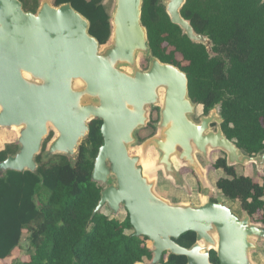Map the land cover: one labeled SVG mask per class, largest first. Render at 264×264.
I'll return each instance as SVG.
<instances>
[{"label":"water","instance_id":"water-1","mask_svg":"<svg viewBox=\"0 0 264 264\" xmlns=\"http://www.w3.org/2000/svg\"><path fill=\"white\" fill-rule=\"evenodd\" d=\"M168 1L171 21L211 52V40L197 34L181 14L186 0ZM142 6L143 0H117L114 19L111 18V24L113 20L116 23L112 24L114 46L102 55L98 40L89 33V22L72 4L56 6L46 0L33 13L24 9L21 0H0V128H21L20 150L0 163V175L9 170L35 172L36 157L50 135V125L59 136L51 141L49 156L71 158L80 140L89 135L90 123L102 120L104 144L97 155L92 180L108 186L95 212L108 206L117 214L124 206L135 235L147 236L153 243L151 264L159 263L166 251L187 256L188 264H212V250L217 252L220 264H252L250 252L256 246L251 238L264 239V228L251 225L249 215L240 219L220 202L184 213L182 208L170 206L154 194L140 158L129 152L136 128L145 123L146 107L160 101L158 90L163 87L166 94L162 120L167 128V145L151 140L162 149L161 164L169 163L166 157H172L176 148L186 149V157L193 161L195 151L206 154L209 146L225 151L231 166L264 163L262 155H245L222 129L216 137L206 134L207 124L213 121L211 116L205 117V126L188 119L194 104L189 97L188 77L178 67L152 56L141 20ZM138 51H149L152 66L132 78L116 64L134 62ZM26 75L37 82H31ZM76 80H83L85 88L75 90ZM90 96L99 98V106L83 104V99ZM218 122L222 124L221 116ZM111 176L116 178L117 186L109 184ZM190 231L197 233L198 241L187 249L175 240Z\"/></svg>","mask_w":264,"mask_h":264},{"label":"trees","instance_id":"trees-1","mask_svg":"<svg viewBox=\"0 0 264 264\" xmlns=\"http://www.w3.org/2000/svg\"><path fill=\"white\" fill-rule=\"evenodd\" d=\"M21 1L33 13L41 3ZM67 3L91 21V33L101 43L109 41L111 15L104 0H55L56 6ZM181 14L197 34L211 40V52L171 21L163 0H143L141 20L152 56L186 73L189 97L203 106L205 116L220 107L221 129L245 155H263L264 0H186ZM102 125L98 119L90 123L76 160L47 155L51 132L36 157L35 172L9 170L0 175V261L12 258L27 231L34 251L23 264H151L150 239L127 233L134 231L129 215L120 221L102 210L95 212L104 190L92 180L104 144ZM19 150L18 144L0 150V163ZM214 167L226 173L217 182L224 198L240 203L250 216L264 214V183L240 175L226 157ZM43 189L49 190L45 202L39 200ZM175 241L190 249L198 235L190 231ZM211 263L220 264L215 250ZM157 264H188V258L166 251Z\"/></svg>","mask_w":264,"mask_h":264},{"label":"rangeland","instance_id":"rangeland-1","mask_svg":"<svg viewBox=\"0 0 264 264\" xmlns=\"http://www.w3.org/2000/svg\"><path fill=\"white\" fill-rule=\"evenodd\" d=\"M45 1L46 0H40L41 3ZM47 1H49V3L52 5L55 4V0ZM163 1L166 7H168L169 1ZM104 5L108 8L111 17L114 19L117 0H104ZM85 18L87 19L90 25V35L96 38L100 44V54L105 55L110 50H112V47L114 46L113 43L115 37H112L111 33L109 41L104 44L101 43L100 40L91 33V21L87 17ZM112 24L114 26V20L112 21ZM170 49L172 50V48ZM177 58L183 63V65H187L181 55L178 54ZM152 60L153 58L149 51H138L135 55L134 62H118L116 64V67L120 71L127 74L129 77L135 78L137 74L143 72L145 73L151 68ZM25 78H27L31 82H37L33 78V76L26 75ZM73 88L77 91L85 88L84 81H74ZM158 94L160 101L157 102L156 105H148L146 107L147 113L145 116V123L139 125V127L136 128L133 134L134 140L131 144H129V152L131 156H138L140 158V165L144 169V175L148 178V181L153 184L154 194L160 197L162 196L161 198L164 197L163 199L166 200L170 206L182 208L180 209V211H182L183 213L187 212L188 210L201 207L215 200L230 207L232 209V212L240 219L244 218V216L245 218L248 217V213L242 210L240 203L233 202L224 198L221 191L218 190V188L214 184V182H216L218 178L226 176L224 170L218 169L221 172L217 173L214 167V164L218 159L225 157L227 158L228 156V154L221 148H210L209 146L206 154L197 150L194 152V154H192L193 161H189L190 159L186 157V149H184L183 147L176 148V151H178L175 152L172 157H166L169 163L167 164V162L165 161V165L161 164L163 158L162 149H158L155 144H151V140L158 139L163 146L165 144L167 145V142H165L167 128L163 124L162 120V110L165 103L166 89L163 87L159 88ZM83 104H93L99 106L100 102L98 97L90 96L89 98L83 99ZM192 106L193 107L191 111L187 114V117L191 122L199 126H205V123H208V120H204L205 117L211 116L213 121L207 124L208 130L206 134H213L214 137H216L217 134L220 135L222 133L220 130L221 124L218 122V119L221 116L220 107L217 106L213 111H211L210 115L205 116L203 114V106L197 103H194ZM20 132L21 128L17 127L0 128V150L6 149L8 145L18 144ZM51 132H53L54 134L53 139L51 140L53 142L56 138H58L59 134L52 125L49 126L48 135ZM46 138L47 137H45V139ZM85 139L86 138L80 140L74 157H71L72 160H76L79 153L80 144H82ZM52 142H49L47 145L46 153L48 155L49 153L51 154L50 147ZM263 158L264 155L260 156V159ZM234 166L236 167L237 172L240 175L250 176L255 180V182L259 184L264 183V163H261V165H258L256 163H247L245 165L235 164ZM206 178H208L206 181L207 186L203 182V180H205ZM109 182V184L117 186V181L115 177L111 176ZM157 183L159 184L158 187ZM99 185L103 189L107 188L108 186L107 184L103 183H99ZM48 196L49 190L43 189L39 200L45 202L48 199ZM101 210L110 218H116L120 221L126 219L128 215V211L125 209L124 206L121 207L117 214H113V211L108 206H105ZM249 220L251 225L264 228L263 212H259L254 216H250ZM127 233L131 234L133 233V230H129L127 231ZM29 237L30 233L25 232L22 242L23 247L21 248L22 255H30V250H32L29 244ZM213 237L216 239L217 236L215 237V235H213ZM251 241H253L254 243L257 242V249L251 250L250 254L252 264H264V239H258L256 237H253L251 238ZM149 242V246L154 249L152 241L149 240ZM213 246V248H215L216 245ZM33 251L34 249L32 250V252ZM28 261H30L29 256H20V253H15L12 258L0 264H23L24 262ZM149 263L150 261L146 264Z\"/></svg>","mask_w":264,"mask_h":264},{"label":"crops","instance_id":"crops-1","mask_svg":"<svg viewBox=\"0 0 264 264\" xmlns=\"http://www.w3.org/2000/svg\"><path fill=\"white\" fill-rule=\"evenodd\" d=\"M112 18V17H111ZM112 25V24H111ZM203 108V107H202ZM19 145V144H18ZM20 146V145H19ZM2 149V148H1ZM215 171L217 172V173H219V172H221L220 170H218V169H215ZM247 176V175H246ZM203 177H205V176H203ZM221 178H223V177H220V178H218V180L219 179H221ZM207 179L208 178H206L205 180H203V182L205 183V185L207 186V184H206V181H207ZM218 180L216 181V182H214V184H215V186L217 187V182H218ZM159 186V184L157 183V187ZM160 197V196H159ZM162 197V196H161ZM160 197V198H161ZM164 198V197H163ZM162 198V199H163ZM166 199V198H165ZM168 200V199H167ZM166 201V200H165ZM217 202H219V201H217ZM207 203V202H206ZM114 214V213H113ZM249 215V214H248ZM244 218H245V216H244ZM244 218H242V219H244ZM125 220V219H124ZM123 220V221H124ZM25 232H27V231H25ZM24 232V233H25ZM133 233H134V231H133ZM132 234V233H131ZM23 238H24V236H23ZM23 242V241H22ZM149 242V241H148ZM253 242V241H252ZM149 243H151V242H149ZM149 243H148V245H149ZM254 243V242H253ZM257 243V242H256ZM256 243H254L255 244V249H257V244ZM23 246H21V248H22ZM21 248H18L17 250H15V252L13 253V255L15 254V253H20V256H29V255H25V254H21V252H22V249ZM254 250V249H253ZM250 254H251V252H250ZM30 257V256H29ZM8 260V259H7ZM7 260H1L0 261V263H2V262H4V261H7ZM148 261H145L144 263H138V264H146ZM25 263V262H24Z\"/></svg>","mask_w":264,"mask_h":264},{"label":"clouds","instance_id":"clouds-1","mask_svg":"<svg viewBox=\"0 0 264 264\" xmlns=\"http://www.w3.org/2000/svg\"><path fill=\"white\" fill-rule=\"evenodd\" d=\"M128 215H129V214H128ZM128 215H127V216H128ZM134 233H135V230H134Z\"/></svg>","mask_w":264,"mask_h":264},{"label":"bare ground","instance_id":"bare-ground-1","mask_svg":"<svg viewBox=\"0 0 264 264\" xmlns=\"http://www.w3.org/2000/svg\"><path fill=\"white\" fill-rule=\"evenodd\" d=\"M114 25H116V23Z\"/></svg>","mask_w":264,"mask_h":264}]
</instances>
